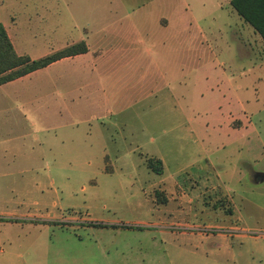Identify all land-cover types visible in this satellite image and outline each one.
Instances as JSON below:
<instances>
[{
  "label": "rangeland",
  "instance_id": "374dc122",
  "mask_svg": "<svg viewBox=\"0 0 264 264\" xmlns=\"http://www.w3.org/2000/svg\"><path fill=\"white\" fill-rule=\"evenodd\" d=\"M165 1L129 0L127 5L147 8L134 14L139 19L160 13ZM171 1L178 4L185 27L164 44H147L152 98L145 94L150 86H140V72L133 77L137 86H125L126 76L114 73L116 86H104L101 97L96 91L75 100L74 120L81 122L84 101L90 125L84 130L79 124L71 141L62 142L59 131L52 152L45 151V165L0 171V264H264V183H257L248 168L242 173L247 177L237 181V146L225 138L202 145L215 177L204 185L202 172L191 168L199 142L181 139L184 129L225 130L232 92L224 86H233L260 126L264 71L240 38L241 18L231 0ZM93 2L20 0L15 8H0V15L3 21L14 17L10 30L20 40V51L39 60L79 39L72 14ZM101 108L105 114L98 113ZM40 130V125L32 129ZM39 138L51 140L42 133ZM252 142L257 149V140ZM19 146L28 150L36 144L27 136ZM259 150L264 154L263 147ZM165 156L176 161L167 176L182 186L181 197L176 186L168 194L145 163ZM6 160L12 167L14 157ZM157 191L165 194L161 201Z\"/></svg>",
  "mask_w": 264,
  "mask_h": 264
},
{
  "label": "crops",
  "instance_id": "0c3cea01",
  "mask_svg": "<svg viewBox=\"0 0 264 264\" xmlns=\"http://www.w3.org/2000/svg\"><path fill=\"white\" fill-rule=\"evenodd\" d=\"M127 1L129 0H94L89 5L83 4L81 10L79 7L76 8V13L72 16L74 28L81 33L79 39L52 49L46 56L81 42L86 43L89 51L62 59L15 81L0 84V115L4 116V120H0V122L2 121L0 124V171L20 167L37 169L45 165V151L52 152V145L58 140L59 131H62V142L71 141L75 130L81 126L79 124H83L84 130L90 125V118L87 114L89 105L84 117V101L80 106L81 122L74 120L75 100L88 99L90 94L96 91L100 95V92L105 89L104 86H116L111 78L114 73L126 76L124 77L125 86H137L136 79L133 77L140 72L144 75L140 86L143 89L150 86L149 89H146L145 94L150 98L154 96L153 86L155 85L150 73L153 59L147 57V51H150L147 44L156 40L163 44L168 42L170 36L179 35L184 30L185 24L178 14V4L171 0H166L159 6L160 13L150 16L145 13L139 19H135L134 14L138 10L142 11L147 8L144 5L131 8L130 5H127ZM19 4L20 0H0V8L5 5L15 8ZM73 9L69 7L70 11ZM171 11L173 12L171 13ZM243 22L241 19L240 38L249 44L250 54L248 55L252 56L257 67L264 71V42L250 25ZM0 24L5 27L17 54L26 55L18 47L20 40L14 37L10 30L15 29L14 17L9 18V21H3L0 15ZM166 85L168 86V83ZM224 87L227 93L232 92V97H230L232 102L228 104L225 112L226 118H223L222 122L226 127L225 130L215 131L216 134L206 131L187 133L185 129L182 132L181 139L183 141L195 138L196 142H199L196 144L198 148H195L199 152L196 159L193 160L191 168L202 172L201 182L204 185L208 181L211 183L215 179L211 171L213 169L212 161L202 145L217 144V140L227 138L228 145L237 146L233 153L236 161L235 169L239 170L240 174L236 178L237 181L242 182L247 177V173H242L244 168H248L257 183H264V160H262L264 154L259 150L261 147L264 149L262 111L259 112L258 118L261 125L257 126L253 118L248 115L247 104L242 96L233 92V86ZM166 89L168 90V88ZM95 106L100 107L101 104L95 103ZM98 113L105 114L106 110L101 108ZM7 114L10 116L6 120ZM37 125L43 127V130L38 133L44 134L51 140L43 141L39 138L38 133L32 131ZM208 126L210 127L209 123ZM208 126L207 128H209ZM219 127L222 130V125ZM26 130L32 132L26 134ZM27 136H32L33 143L36 144L28 150L25 146H19V142L25 140ZM80 139L83 141V135L80 136ZM200 139L204 143L198 141ZM252 140H257V149L253 148ZM86 146L88 147V143ZM103 148L107 150L112 147L104 145ZM26 151L30 153L28 157L18 159ZM6 156L14 157L12 167L11 163L6 160ZM147 159H145V163ZM159 159L164 164V172L159 174L161 177L159 183L164 185L168 194L173 186L178 187L180 192L178 191L177 196L181 197L182 186L173 179L174 176H167L170 170L176 168V161L166 156ZM254 167H260L262 171H255ZM227 201L229 202V200Z\"/></svg>",
  "mask_w": 264,
  "mask_h": 264
},
{
  "label": "trees",
  "instance_id": "16d2710c",
  "mask_svg": "<svg viewBox=\"0 0 264 264\" xmlns=\"http://www.w3.org/2000/svg\"><path fill=\"white\" fill-rule=\"evenodd\" d=\"M231 6L264 42V0H232ZM88 51L86 43L81 42L39 60H33L29 56L17 54L5 27L0 24V84L15 81L62 59L85 54ZM147 165L157 174L164 172V164L158 158L147 159ZM156 195L159 201L165 197L160 191H157Z\"/></svg>",
  "mask_w": 264,
  "mask_h": 264
}]
</instances>
